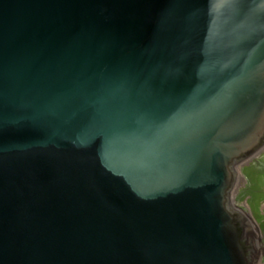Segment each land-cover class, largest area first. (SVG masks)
<instances>
[{
	"label": "water",
	"instance_id": "obj_1",
	"mask_svg": "<svg viewBox=\"0 0 264 264\" xmlns=\"http://www.w3.org/2000/svg\"><path fill=\"white\" fill-rule=\"evenodd\" d=\"M263 147L264 0H0V264H260Z\"/></svg>",
	"mask_w": 264,
	"mask_h": 264
},
{
	"label": "rangeland",
	"instance_id": "obj_2",
	"mask_svg": "<svg viewBox=\"0 0 264 264\" xmlns=\"http://www.w3.org/2000/svg\"><path fill=\"white\" fill-rule=\"evenodd\" d=\"M241 164L237 165L236 171L238 170L241 176V186H243V174L248 181V188L245 189V192L238 198V200L242 201V197L245 198L246 196H249L245 198V203L248 205L250 215L257 224L261 233L260 238L264 243V147L261 148L252 158L243 162L241 167L242 174L239 169ZM237 180L238 178L235 179V188H237ZM235 188L233 194L236 193ZM239 207L245 214H248V211L244 206L239 205ZM263 263L264 261H262V264Z\"/></svg>",
	"mask_w": 264,
	"mask_h": 264
},
{
	"label": "bare ground",
	"instance_id": "obj_3",
	"mask_svg": "<svg viewBox=\"0 0 264 264\" xmlns=\"http://www.w3.org/2000/svg\"><path fill=\"white\" fill-rule=\"evenodd\" d=\"M236 169H237V168H236ZM236 169H235V170H236ZM236 175H237L236 179H237V178L239 179V177L241 178V176H240L238 170L236 171ZM242 178H243V177H242ZM241 180H242V179H241ZM236 184H237V183H236ZM234 188H235V186H234ZM234 188L232 189L231 194H230V199H231L230 201H232V197H233L232 194H233V192H234ZM235 189H236V188H235ZM231 206H232V202H231ZM232 207H233V206H232ZM260 234H261V233H260ZM260 236H261V235H260ZM261 242H262V239H261ZM260 264H262V262H261Z\"/></svg>",
	"mask_w": 264,
	"mask_h": 264
}]
</instances>
